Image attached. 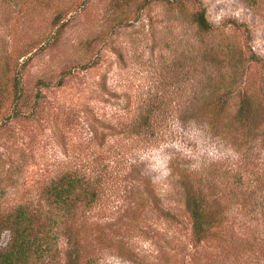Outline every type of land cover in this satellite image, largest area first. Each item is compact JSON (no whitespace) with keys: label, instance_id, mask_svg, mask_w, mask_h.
I'll use <instances>...</instances> for the list:
<instances>
[{"label":"rangeland","instance_id":"1","mask_svg":"<svg viewBox=\"0 0 264 264\" xmlns=\"http://www.w3.org/2000/svg\"><path fill=\"white\" fill-rule=\"evenodd\" d=\"M20 1L0 0V87L10 97L0 120L15 107L12 77L23 85L20 114L0 121V206L36 199L72 171L97 191L69 221L76 264H264L261 208L254 212L246 194L218 199L229 190L223 180L210 197L227 215L199 239L179 181L184 167L200 168L199 176L203 163L233 166L242 151L206 134L219 109L212 89L227 95L228 112L244 93L264 108V0ZM200 5L211 31L200 33L192 20ZM199 49L215 50L203 57ZM230 50L242 52L236 66ZM214 55L228 62L222 74ZM199 60L212 71L204 86L192 73ZM215 148L231 152L214 158ZM165 164L162 188L148 173ZM0 239L7 243L9 232ZM66 241L58 234L35 264H66Z\"/></svg>","mask_w":264,"mask_h":264},{"label":"trees","instance_id":"2","mask_svg":"<svg viewBox=\"0 0 264 264\" xmlns=\"http://www.w3.org/2000/svg\"><path fill=\"white\" fill-rule=\"evenodd\" d=\"M23 1L26 0L20 2ZM14 2L17 3L19 0H14ZM192 20L200 33L211 31L214 28L206 17L203 5L193 12ZM214 50L199 49L198 54L206 56L211 53L212 55ZM230 51L232 53L229 52V58L234 59L235 66L242 62V52H238L237 56L236 52ZM7 57L3 59L4 66L8 65ZM249 58L260 61L254 53L250 54ZM224 60V58L223 60L218 59L216 55L209 59L221 74L224 73L223 68H226L228 63ZM25 63L26 59L21 62V65ZM195 64L199 69L194 66L193 76L200 85H203L204 79H210L212 71H209V64L206 62L199 60ZM188 73V69H185V74ZM227 74H230V71ZM224 78L225 76L221 75L220 82L224 81ZM22 91L21 78L14 75L11 80V103L16 108H12V114L2 116V121L0 120L2 123L12 115L20 114L17 106ZM211 92L212 100L219 105V109L209 115L205 125L206 134H212L214 136L212 138H216V141L223 142L226 138L232 140V143L239 145L242 151L239 158L232 163L233 166H230L229 161L220 162V164L217 162L203 163L204 173L199 176L197 174L200 168L197 170L182 168V178L179 181L184 188V203L193 221V232L199 239L209 232L212 225L220 223L227 215V212H224L227 208H220L212 199L213 197H210L216 194V190L219 189L218 183L223 180L225 184H228L229 190L222 192L220 197L216 195L218 199L221 197L234 199L246 194L247 203L253 205L252 210L258 212L257 208H261L259 212L264 215V200L262 203L257 201L259 197L264 199V146H261L264 143V108L262 109L261 104L257 105L255 99L244 93L235 111L228 112L226 106L229 98L227 95L217 94L213 89ZM9 98V91H6L5 87H0V107L5 105ZM146 119L147 117L144 120ZM137 128L138 126L134 131H137ZM82 184V179L78 174L63 171L49 181L36 199L0 206V238L3 231H8L10 236V240L5 244H1L0 239V264H35L36 260L44 261L53 251L60 233L67 236L65 253L68 259L66 264H76L71 254L78 252L79 241L73 232L71 233L72 224H69V221L78 218L77 203L83 202L91 206L97 200V191L83 187ZM146 194L147 198L151 197V194L154 196L151 191ZM153 203L156 205L158 200L155 199ZM214 205H217V209Z\"/></svg>","mask_w":264,"mask_h":264},{"label":"clouds","instance_id":"3","mask_svg":"<svg viewBox=\"0 0 264 264\" xmlns=\"http://www.w3.org/2000/svg\"><path fill=\"white\" fill-rule=\"evenodd\" d=\"M230 152H231L230 149L221 150L219 148H215L208 154L213 156L214 158H219L229 154ZM148 174L150 175V178L153 180L154 183L159 184L162 188H166L168 177L171 174V169L166 164L163 165L162 167L154 166L149 169ZM115 259H116V264H119V258H115Z\"/></svg>","mask_w":264,"mask_h":264}]
</instances>
